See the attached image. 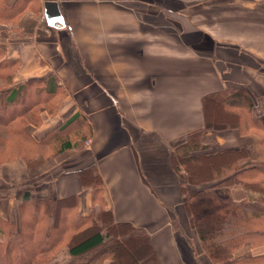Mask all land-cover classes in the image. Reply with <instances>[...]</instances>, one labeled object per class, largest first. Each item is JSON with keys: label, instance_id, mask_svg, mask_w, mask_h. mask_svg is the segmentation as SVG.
Returning a JSON list of instances; mask_svg holds the SVG:
<instances>
[{"label": "crops", "instance_id": "crops-1", "mask_svg": "<svg viewBox=\"0 0 264 264\" xmlns=\"http://www.w3.org/2000/svg\"><path fill=\"white\" fill-rule=\"evenodd\" d=\"M4 1L17 2L0 19L2 58L18 61L13 83L53 78L61 97L27 126L57 154L29 167L22 158L1 163L0 191L30 183L32 197L74 195L82 215L103 207L115 223L143 229L159 264H213L189 224L185 196L240 200L245 191L217 180L188 183L171 155L202 127L205 94L243 88L253 117L264 118V0ZM45 1L57 3L62 23H47ZM61 139L71 146L60 148ZM200 141L203 152L243 149L240 164L264 162L254 132L204 129ZM89 165L102 180L97 191L80 183L77 170ZM18 206L13 195L0 198V217L16 219Z\"/></svg>", "mask_w": 264, "mask_h": 264}, {"label": "trees", "instance_id": "trees-1", "mask_svg": "<svg viewBox=\"0 0 264 264\" xmlns=\"http://www.w3.org/2000/svg\"><path fill=\"white\" fill-rule=\"evenodd\" d=\"M14 7L17 2L8 5L0 0V19L10 17ZM17 67L18 61L2 58L0 50V147L15 151L3 154L0 149V164L21 157L36 165L43 160L41 150L52 145L45 139L36 141L27 126L37 123L41 110L55 109L60 87L53 78L14 84ZM253 104L243 88L205 94L202 127L188 132L172 151V166L184 170L188 183L217 180L218 185L239 184L245 191L240 200L206 191L185 196L189 224L213 264H264V251H256L264 247V210L251 205L264 206V162L240 164L243 149L203 152L206 147L200 141L204 129L237 127L256 133L264 150V118L253 117ZM239 107L245 112H239ZM59 144L60 148L71 146L68 139ZM77 173L83 187L101 188L94 165ZM181 189L185 190L183 184ZM31 190L30 183H22L0 191V198L13 195L19 201L16 219L0 217V264H102L106 258L115 264H159L147 233L128 222L115 223L109 209L101 207L96 215H82L74 195L32 197ZM246 243L250 249L236 256Z\"/></svg>", "mask_w": 264, "mask_h": 264}, {"label": "water", "instance_id": "water-1", "mask_svg": "<svg viewBox=\"0 0 264 264\" xmlns=\"http://www.w3.org/2000/svg\"><path fill=\"white\" fill-rule=\"evenodd\" d=\"M44 15L49 25L62 23V18L55 1L44 2Z\"/></svg>", "mask_w": 264, "mask_h": 264}, {"label": "rangeland", "instance_id": "rangeland-1", "mask_svg": "<svg viewBox=\"0 0 264 264\" xmlns=\"http://www.w3.org/2000/svg\"><path fill=\"white\" fill-rule=\"evenodd\" d=\"M0 149L2 150V153L4 154L5 153V151H7V152H12V151H14L13 149H11L10 147H0ZM15 152V151H14ZM57 152H58V150H57V147H54V146H48V147H45V149H42L41 150V154H42V161H40L39 163H42V162H44V161H46L47 159H49L51 156H53V154H57ZM14 153H12V155H13ZM8 155H11V153H9ZM17 158H21V157H13V158H10V159H8L7 161H9V160H13V159H17ZM23 160H25L24 158H22ZM26 161V160H25ZM26 164H27V166L29 167V166H32V165H30V164H28V162L26 161ZM38 164V163H37Z\"/></svg>", "mask_w": 264, "mask_h": 264}, {"label": "bare ground", "instance_id": "bare-ground-1", "mask_svg": "<svg viewBox=\"0 0 264 264\" xmlns=\"http://www.w3.org/2000/svg\"><path fill=\"white\" fill-rule=\"evenodd\" d=\"M204 178V177H203ZM201 179V178H200ZM198 180V179H197Z\"/></svg>", "mask_w": 264, "mask_h": 264}]
</instances>
